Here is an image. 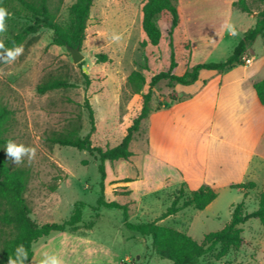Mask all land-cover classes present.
Returning <instances> with one entry per match:
<instances>
[{
	"label": "rangeland",
	"instance_id": "374dc122",
	"mask_svg": "<svg viewBox=\"0 0 264 264\" xmlns=\"http://www.w3.org/2000/svg\"><path fill=\"white\" fill-rule=\"evenodd\" d=\"M75 0H50L59 6L57 21L69 23V7ZM139 0H94L90 11L85 40L80 52L83 59L75 63L66 46L51 43L52 30L41 28L29 34L20 44L23 54L10 63L0 62V101L13 112L7 136L9 141L35 150L29 160L14 164L3 149L12 168L29 170V181L24 193L30 207V216L37 223L60 222L67 219L76 201H84L82 222L75 233L54 232L34 244L30 264H42L45 254L56 256L61 264H174L156 255L150 237H140L127 229L122 221V211L101 207L95 211L99 191L98 161L94 155L71 146L52 144L47 137L53 134L84 136L89 132L88 113L84 107L87 98L94 112L95 131L91 134L94 146L107 147L118 144L127 128L139 114L143 94L151 89V112L143 119L130 143L133 155L128 160L105 161L106 177L104 195L128 206V220L132 222L158 220L178 194L182 183L174 163L189 177L184 183L180 203L189 198L201 179L204 159V139L187 129L171 124L182 109H174L170 94L175 91L166 80L150 88L151 77L166 70L174 53L177 66L173 72L182 74L188 67L189 56L183 44V32L174 28L171 17L163 12L155 17L161 38L157 45L148 43L142 29V10ZM8 11L7 30L0 33L5 48L13 35L30 23L27 14ZM118 34L119 41L112 36ZM172 40L173 49L169 42ZM230 47V46H229ZM232 49V48H231ZM230 49V52H233ZM201 56L203 62H219L224 51ZM97 54L107 60L96 62ZM83 66L90 78L85 86ZM133 70H140L146 83L141 93L133 94L126 85V78ZM54 79L72 84L66 88L37 91V85ZM178 93L187 89L177 84ZM180 101V100H179ZM167 103V104H166ZM163 104L166 107L163 109ZM162 108V110H159ZM165 125V127H163ZM7 145V144H6ZM164 158H169V163ZM130 178L132 185L123 182ZM232 187V186H231ZM131 190V193H125ZM260 193V192H259ZM259 193L245 202V212L257 208ZM237 188H220L213 209L197 210L185 207L169 215L158 224L185 232L197 241L206 233L222 229L230 220L232 203L240 202ZM93 226L86 229V223ZM243 243L218 258L212 251L199 260V264H264V228L257 218H250L240 226ZM11 227L0 222V256L13 237Z\"/></svg>",
	"mask_w": 264,
	"mask_h": 264
},
{
	"label": "trees",
	"instance_id": "16d2710c",
	"mask_svg": "<svg viewBox=\"0 0 264 264\" xmlns=\"http://www.w3.org/2000/svg\"><path fill=\"white\" fill-rule=\"evenodd\" d=\"M94 0H75L69 7V23L60 24L57 21L59 6L51 4L50 0H0V7L7 11L13 10L19 6L17 11H23L27 14L30 23L24 26L17 34L6 40V45H20L27 35L38 32L41 28L52 30L51 43L58 46L81 47L85 40V31L87 28L90 11ZM233 6L244 12L252 13L257 10L255 25L244 32L243 36L235 46L232 54L225 60L219 62H201L188 67L182 74H175L174 68L177 66L174 53L171 52L170 63L166 70L154 74L150 80V88L155 86L159 81L166 80L169 87L177 84L189 85L194 83L202 69L222 71L241 63L246 48L261 35L264 37V0H235ZM167 12L171 17V29L178 25L179 13L176 6V0H146L142 7V29L147 36V40L141 42V46L148 43L157 45L161 38V31L157 27L155 17ZM173 49L172 40L169 42ZM188 50V44H186ZM108 58L104 54H97L96 62H104ZM85 86L90 84L88 74L83 72ZM146 78L140 70L131 71L126 78V85L133 94L141 93ZM72 84L65 80L54 79L37 85L39 93H45L49 90L66 88ZM259 103L264 106V78L253 84ZM172 101L179 99L176 91L170 94ZM151 89L143 94L142 107L134 118L132 124L127 128L126 134L121 141L114 146L105 148L94 146L91 141V134L95 131L94 112L87 98L84 100V107L88 113L90 129L84 136H73L71 134H53L47 137V141L52 144L62 146H71L80 151H86L95 156L98 161L97 170L99 174V191L96 199V205L93 206L95 211L101 207L115 208L122 211V221L124 226L137 233L140 237H150L155 253L160 258L171 260L174 264H199L200 258L209 252L216 251V256L221 258L230 250L240 247L243 243L242 228L240 227L250 218L260 220L264 228V191L259 193L258 206L253 211L245 212V202L242 199L236 204H232L230 220L225 226L214 232L206 233L202 241H197L185 232L179 231L170 226L158 224L161 220L169 215L176 214L181 209L191 206L197 210H203L208 204L214 201L218 193L209 185L202 184L197 189L190 192L189 198L180 203L183 197V184L178 190L177 196L173 198L170 205L160 215L158 220L132 222L128 220V206L115 200L109 201L104 195V180L106 177L105 161L128 160L132 155L130 143L134 139L135 133L139 130L143 119L147 118L152 108ZM13 119L12 110L0 101V222L13 229L14 234L9 244L0 256V264H10L16 259V249L23 245L27 259L23 264H30L34 255V244L40 239L48 238L54 232H71L78 230L82 222L84 201H76L70 216L60 222L37 223L30 216V207L28 206L24 193L29 181V170L26 168H12L6 159L3 151L9 142L7 136L10 124ZM132 179L124 178L123 182H129ZM232 187L253 189L255 183L252 181L246 183L234 184ZM127 194L131 190H126ZM93 222L85 224L89 229Z\"/></svg>",
	"mask_w": 264,
	"mask_h": 264
},
{
	"label": "crops",
	"instance_id": "0c3cea01",
	"mask_svg": "<svg viewBox=\"0 0 264 264\" xmlns=\"http://www.w3.org/2000/svg\"><path fill=\"white\" fill-rule=\"evenodd\" d=\"M233 1L176 0L179 13L176 28L183 32V44H188V67L204 61L199 57L222 50L225 60L244 32L255 25L257 10L244 12L233 6ZM145 2L139 0L138 10H142ZM226 23L236 35L225 30ZM243 57L251 58V62L246 64L242 60L222 71L200 70L194 83L183 85L187 89L183 95L175 86L179 99L168 103H175L174 109H182L179 117L171 119L176 126L174 134L182 128L204 139L202 176L195 189L207 184L219 196L220 188H237L239 196L247 201L264 191V106L253 87L264 78V37L257 36ZM164 159L169 163V158ZM173 167L178 183L189 185V177L175 163ZM132 180L128 182L131 185ZM249 181L255 183L253 189L231 187ZM217 198L203 210H214Z\"/></svg>",
	"mask_w": 264,
	"mask_h": 264
},
{
	"label": "clouds",
	"instance_id": "9594fccd",
	"mask_svg": "<svg viewBox=\"0 0 264 264\" xmlns=\"http://www.w3.org/2000/svg\"><path fill=\"white\" fill-rule=\"evenodd\" d=\"M8 16L9 12L7 9L0 7V33H4L7 30L6 18ZM224 27L231 35H236L230 24L226 23ZM120 38L118 34L112 36L113 41H119ZM23 51L22 45H13V47L9 49L5 48L3 42H0V62H13L23 54ZM5 151L12 162L17 165L23 162L25 156H27L29 160L35 156V150L33 148L26 147L22 144H16L12 141L7 143ZM25 259H27L26 251L23 245H20L16 249L15 261L10 262V264H23ZM42 264H61V261L56 256L45 254Z\"/></svg>",
	"mask_w": 264,
	"mask_h": 264
},
{
	"label": "water",
	"instance_id": "95a60500",
	"mask_svg": "<svg viewBox=\"0 0 264 264\" xmlns=\"http://www.w3.org/2000/svg\"><path fill=\"white\" fill-rule=\"evenodd\" d=\"M66 47L70 50L73 62L78 63V62H80L83 59L84 56L80 52L79 47H71V46H66ZM83 70H84L85 73L87 72L85 66H83Z\"/></svg>",
	"mask_w": 264,
	"mask_h": 264
},
{
	"label": "built area",
	"instance_id": "2783aa9c",
	"mask_svg": "<svg viewBox=\"0 0 264 264\" xmlns=\"http://www.w3.org/2000/svg\"><path fill=\"white\" fill-rule=\"evenodd\" d=\"M242 60L244 61V63L248 64L251 62V58L248 57H242Z\"/></svg>",
	"mask_w": 264,
	"mask_h": 264
}]
</instances>
